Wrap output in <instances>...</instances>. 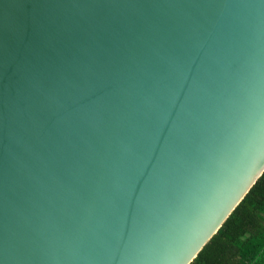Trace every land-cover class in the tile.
<instances>
[{"label": "water", "instance_id": "water-1", "mask_svg": "<svg viewBox=\"0 0 264 264\" xmlns=\"http://www.w3.org/2000/svg\"><path fill=\"white\" fill-rule=\"evenodd\" d=\"M264 170V0H0V264H188Z\"/></svg>", "mask_w": 264, "mask_h": 264}, {"label": "trees", "instance_id": "trees-1", "mask_svg": "<svg viewBox=\"0 0 264 264\" xmlns=\"http://www.w3.org/2000/svg\"><path fill=\"white\" fill-rule=\"evenodd\" d=\"M188 264H264V170Z\"/></svg>", "mask_w": 264, "mask_h": 264}]
</instances>
